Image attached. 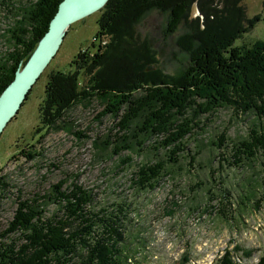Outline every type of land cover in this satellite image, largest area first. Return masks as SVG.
Returning a JSON list of instances; mask_svg holds the SVG:
<instances>
[{
  "label": "rangeland",
  "instance_id": "rangeland-1",
  "mask_svg": "<svg viewBox=\"0 0 264 264\" xmlns=\"http://www.w3.org/2000/svg\"><path fill=\"white\" fill-rule=\"evenodd\" d=\"M23 3L27 1L0 0V57L12 50L6 30L14 26ZM236 8L242 13V27L247 28L248 20L257 14L259 20L233 45L264 42V0H192L172 32L166 29L170 9L164 4L138 13L133 40L124 45L122 54L109 53L96 76L104 81L121 79L125 85L131 73L144 76L159 70L176 77L188 65L191 52L207 40L208 28L218 25V20L224 28L233 25ZM102 12L101 8L69 26L0 134V177L7 183L0 188V242L15 248L23 244L19 231L1 237L18 203L34 198L42 201L53 184L64 180L61 189L75 183L91 190L95 209L115 202L126 207L127 264H214L226 249L232 250L236 263L255 264L264 257V163L257 158L235 167L224 161L232 159L231 143L247 136L258 122L253 114L236 115L224 107L199 116L198 126L185 139L178 166L169 167L156 187L144 192L132 188L130 177L139 164L164 157L165 149H152L153 141L162 137L153 136L140 150H123L119 155L111 147L100 151L96 143L114 138L119 117L101 116L104 103L99 99L68 109L66 128L39 130V107L50 74H76V89L82 90L92 73L81 62L73 63L75 56L84 52L91 57L111 44V34H96ZM221 134L225 139L218 148L212 142L218 143ZM27 152L36 155L29 159ZM247 190H254L251 200L243 198ZM44 209V217L59 214L55 204L48 203ZM236 245L248 256L242 250L234 252Z\"/></svg>",
  "mask_w": 264,
  "mask_h": 264
},
{
  "label": "trees",
  "instance_id": "trees-1",
  "mask_svg": "<svg viewBox=\"0 0 264 264\" xmlns=\"http://www.w3.org/2000/svg\"><path fill=\"white\" fill-rule=\"evenodd\" d=\"M26 1L18 6L16 15L19 18L14 26L6 30L7 38L12 40V50L0 57V94L47 31L61 0ZM190 1L108 0L97 21L96 34H111V44L91 57L84 52L75 56L73 63L81 62L82 68L88 67L92 73L82 90L76 89V74L60 71L50 74L45 98L39 107V130L66 128L68 122L64 115L68 109L75 103L99 99L104 103L101 116L119 117V134L96 143L100 151L111 147L112 153L119 155L123 150L133 151L136 147L140 150L153 136L162 137L153 141L152 149H165L164 157L139 164L130 177L132 188L144 192L154 189L169 173V167L178 166L181 153L186 149L185 139L198 126L199 116L230 107L236 115L253 114L258 122L247 136L231 143L232 159L223 158L224 161L235 167L257 158L264 163V42L233 45L241 33L259 20L258 14L248 20L247 28L241 26L242 13L237 8L232 11L235 19H231L234 23L230 27H222L218 20V25L208 28L207 40L191 52L188 65L176 77L159 70L144 73V76L131 73L127 74L131 77L125 85L121 79L104 81L96 76V69L102 66L109 53L122 54L124 45L128 46L133 40V25L138 13L166 4L170 9L166 29L172 32ZM224 136L221 134L219 142L212 144L221 147ZM26 155L32 159L36 153L27 152ZM196 155L190 156L191 161ZM63 183L64 180H60L53 184L52 191L43 196L42 201L34 198L18 203L13 220L1 237L19 231L25 242L18 248L0 242V264H127L126 207L115 202L95 209L91 190L75 183L61 189ZM6 186L0 177V188ZM253 191L247 190L243 198L251 200ZM244 199H241L243 204ZM48 203L55 204L59 214L44 217ZM233 250L237 252L242 248L236 245ZM242 253L248 256L243 250ZM214 264L238 263L232 250L226 249ZM255 264H264V257Z\"/></svg>",
  "mask_w": 264,
  "mask_h": 264
},
{
  "label": "water",
  "instance_id": "water-1",
  "mask_svg": "<svg viewBox=\"0 0 264 264\" xmlns=\"http://www.w3.org/2000/svg\"><path fill=\"white\" fill-rule=\"evenodd\" d=\"M108 0H61L50 19L48 29L24 65L0 94V134L17 113L32 85L56 53L69 26L96 11Z\"/></svg>",
  "mask_w": 264,
  "mask_h": 264
}]
</instances>
